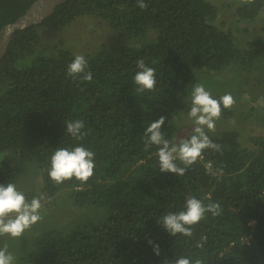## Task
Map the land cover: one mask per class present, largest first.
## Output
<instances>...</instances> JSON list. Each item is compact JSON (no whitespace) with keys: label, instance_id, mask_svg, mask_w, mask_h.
Wrapping results in <instances>:
<instances>
[{"label":"trees","instance_id":"trees-1","mask_svg":"<svg viewBox=\"0 0 264 264\" xmlns=\"http://www.w3.org/2000/svg\"><path fill=\"white\" fill-rule=\"evenodd\" d=\"M34 1L0 0V37L4 26ZM145 3L147 8L141 9L137 0H66L41 23L15 31L0 59V184L14 183L29 202L43 196L40 210L48 212L46 220L58 197L73 210L56 226L43 220L39 228H30L41 233L32 242L33 251L22 255L24 264H175L180 257L203 264H264V134L256 121L263 108L255 98L245 99L241 110L237 107L238 116L249 110L250 121L241 128L250 126L251 145L243 144L242 129L225 128L235 109L222 107L215 131L206 130L220 150H204L183 176L160 172L158 148L146 149L144 137L147 126L161 116L166 117L161 131L169 141L191 133L179 137L183 129L178 126L184 125L177 119L189 112L201 74L213 80L219 74L221 80L237 66L246 73L255 66L262 69L255 63L258 57L264 61V0L251 5L236 0L226 4L230 7L222 15L212 0ZM90 16L126 42H135L134 47L117 46L113 39L91 52H78L79 45L73 44L76 54L58 43L71 38L57 30ZM232 18L247 33L261 26L247 49L234 40ZM46 29L55 34L45 36ZM75 55L87 60L90 82L67 76ZM141 58L155 69L154 91H135ZM77 119L85 124L83 140L66 131V121ZM77 145L95 154L92 177L86 183L72 179L55 184L49 178L51 155ZM28 163L35 164L42 178L38 191L20 190ZM189 195L205 205L218 202L222 211L218 216L206 213L193 226L192 237L173 236L157 221L183 210ZM202 236L207 240L199 248Z\"/></svg>","mask_w":264,"mask_h":264},{"label":"clouds","instance_id":"clouds-1","mask_svg":"<svg viewBox=\"0 0 264 264\" xmlns=\"http://www.w3.org/2000/svg\"><path fill=\"white\" fill-rule=\"evenodd\" d=\"M141 9L147 8L145 0H137ZM255 0H241V4L251 5ZM138 71L134 75V83L138 93L154 91L156 87L155 69L146 65L143 58L136 61ZM88 62L83 55H75L74 60L67 66V76L73 80H92V72L87 70ZM235 103L231 94H225L219 99L214 98L206 90L202 83L194 85L191 92V105L188 118L192 122L191 133L178 142H172L165 138L161 129L166 117L161 116L151 122L145 132L146 149L152 145L158 148L157 156L160 172H171L183 176L188 168L194 165L206 149L219 151L220 145L214 143L207 131H215V121L222 114L223 108H231ZM67 133L76 140H83L87 132L82 131L85 124L82 120H67ZM94 152L82 145L74 148H57L50 157L49 178L57 185L67 180H78L86 183L94 172ZM179 161V164L177 163ZM183 165V166H181ZM209 174L216 175L211 165L205 166ZM222 173V170H217ZM44 197H34L30 202L23 192L19 191L14 183L0 184V237L10 236L20 238L26 230L30 229L40 219V209ZM222 209L218 202L205 205L202 200L189 195L186 198L183 210L169 212L157 221L173 236L182 235L192 237L193 226L205 218V214L211 212L213 216L220 215ZM207 237L202 236L196 246L203 248V241ZM149 243H152L150 240ZM154 251L160 254L159 245ZM0 264H14V257L7 251V246L0 248ZM175 264H203L201 259L192 261L188 257H180Z\"/></svg>","mask_w":264,"mask_h":264},{"label":"rangeland","instance_id":"rangeland-1","mask_svg":"<svg viewBox=\"0 0 264 264\" xmlns=\"http://www.w3.org/2000/svg\"><path fill=\"white\" fill-rule=\"evenodd\" d=\"M212 1L218 7L219 12L221 13L220 15H222L223 10H225L226 7L229 6L226 4L236 2V0H215V1L212 0ZM223 4L225 5L223 6ZM233 8L235 9V6ZM231 11L232 10H229L230 12L229 14H231ZM226 16L229 17L230 15H226ZM233 18H232V21H230V23H233V24H229V25H231L235 31L234 40L236 41L237 45L240 48L247 49V46L249 44L248 42L250 41V36L253 37L254 35H258L261 31L260 30L261 26L259 25L256 30L252 29L251 32L247 33L245 30L242 29V26H240V24H238V27L240 28V30L236 28V24ZM238 30L239 32H237ZM57 31L58 32L61 31V33L64 34L66 38L68 37L71 38L68 41H66L65 39H59L58 43L61 45L65 44L66 46H63V47H67L71 50H75V47L73 44L75 45L78 44L79 46L77 45L78 46L77 48H79L80 50V51L78 50V52H81V51L85 52V49L87 48H89L88 52H91V49L98 47V44H100L101 42H108V41H112L113 39L115 43L114 42L112 43H114L117 46L134 47L135 45L134 44L135 42H126L123 39V37H121L118 34L117 31L108 27L104 21H101L100 19L96 17H92V16L80 17L76 20V22L70 28L57 30ZM44 32H45L44 34L45 36H53L55 34L50 29H46L44 30ZM149 38L150 36H148L146 41H148ZM79 41H81V45L79 44ZM53 43L51 45H57L56 43L54 44ZM256 60L257 61L255 64H260V66L262 67L261 70L259 66H255L248 73H246L245 71H243L241 67L237 66L236 69L234 68L235 69L234 71H230L232 69H229L228 71L230 72H228L224 76V78L221 80L219 79L217 80L219 74L215 75L216 76L215 80H213V78H211L210 75L207 78L204 77V74H201L198 77L199 82L205 86L206 90H208L213 97L218 96V95L223 96L225 94H231L233 96L235 103L232 105V107L235 109V115L234 117L225 121V123L227 124V127L225 128L231 127L230 129H242L241 125L244 126L248 121H250V118H247V115L249 116V110H247L245 115H243V113L240 114L241 117L238 116L237 114H238V111L241 110V106H240L241 103L245 102L244 101L245 99H248V98L250 99V97H254L257 104H259L258 107L261 106L263 108V109L261 108L263 111L259 113V116L256 119L257 126L261 127V130L260 129H259L260 131L258 129L256 130V128L255 129L252 128V129H254L255 132L259 131L260 133L264 134V130H262L264 129V76H262L261 74V73L264 74V61L262 58H259V57L256 58ZM261 64H263V66ZM257 80L261 82L259 85L257 84L258 83ZM240 91L243 93H240ZM237 107L239 110L237 109ZM245 117L247 119H245ZM177 122L178 123L182 122V124L185 126V127L178 126L183 129L182 131L179 132V135H178L179 137L182 135L189 134L191 132L192 122L188 118V113L181 114L178 117ZM251 127H254V126L252 125ZM249 130H250V126L243 127L242 129V131L244 132V135H243V139L242 137L241 139L243 140L242 142L244 145H251V143H248L249 141L248 137L250 136V134H248L250 133ZM260 133H258L257 136ZM3 156L4 154L0 153V162ZM28 165L30 166L29 167L30 171H28L27 174L21 176L20 179L22 178L24 179L21 180V183L19 185L20 190L36 189L38 191L40 185L42 184V178L39 174L38 169L34 166L35 164L28 163L27 166ZM19 180H18V183H19ZM56 200H57L58 205L55 207L53 211L54 213L53 214L50 213V216L47 220L45 218L48 217V214H47L48 212L45 213V212H41L43 210H40L39 214L41 216V219L39 221L41 222L39 223L38 221L37 223L39 224L36 223L37 228H39V226L43 224L42 222L43 220H46L45 221L46 226H49V227L56 226L59 222H61L65 218V216H68L73 213V210H71L69 206L67 205V202H66L67 200L65 198L59 199L58 197ZM29 231L31 232V234ZM39 233H41L39 229H37L36 231H33L32 229H30L28 231L26 230L23 236L20 238H11L10 236H2L0 237V248H4L5 246H7V251L11 253L14 257V264H17V263L24 264L21 261L22 255L24 254L25 251L27 252H29V250L33 251L32 242L34 241L35 237Z\"/></svg>","mask_w":264,"mask_h":264},{"label":"water","instance_id":"water-1","mask_svg":"<svg viewBox=\"0 0 264 264\" xmlns=\"http://www.w3.org/2000/svg\"><path fill=\"white\" fill-rule=\"evenodd\" d=\"M66 0H35L16 21L4 26L0 37V59L5 55L10 39L17 30L41 23L51 15L55 7Z\"/></svg>","mask_w":264,"mask_h":264}]
</instances>
